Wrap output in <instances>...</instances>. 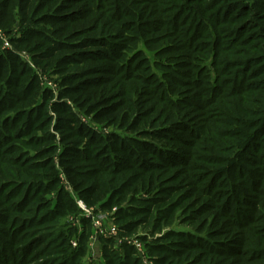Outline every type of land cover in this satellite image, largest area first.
<instances>
[{
	"label": "trees",
	"instance_id": "trees-1",
	"mask_svg": "<svg viewBox=\"0 0 264 264\" xmlns=\"http://www.w3.org/2000/svg\"><path fill=\"white\" fill-rule=\"evenodd\" d=\"M178 1L0 0V30L11 36L19 25V37L10 39L17 49L37 39L27 50L61 87L56 95L43 88L0 40V264H83L92 219L80 204L116 219L122 232L140 228L153 236L186 210L184 225L204 231L203 253L212 252L221 223L205 214L216 209L215 183L247 142L264 143V0L229 1L231 17L218 0ZM238 7L252 12L241 27L236 20L247 13ZM250 25L261 47L252 54L230 47V38L240 42ZM143 47L156 61L168 55L183 69L164 62L158 73ZM79 114L115 131L100 135ZM176 132L183 137L167 139ZM226 136L234 139L228 152L218 142ZM159 139L171 147H158ZM262 151L243 159L249 167H236L238 180L248 176L241 187L227 179L222 186L224 211L248 221L218 231L234 257L222 255L223 264H264ZM184 168L203 177L186 176ZM194 237L169 229L153 247L188 262L172 250H187L189 239L201 242ZM99 239L103 264H140L130 247L122 256L111 238Z\"/></svg>",
	"mask_w": 264,
	"mask_h": 264
},
{
	"label": "rangeland",
	"instance_id": "rangeland-1",
	"mask_svg": "<svg viewBox=\"0 0 264 264\" xmlns=\"http://www.w3.org/2000/svg\"><path fill=\"white\" fill-rule=\"evenodd\" d=\"M125 1H130V0H125ZM229 1H232V0H220V1L218 0V4L216 6V7H218V9H220L219 11H221L222 15L225 17H231L235 14V12H233V13L231 12V9H233V8L226 7L228 5ZM206 2H207V0H204L203 3H206ZM175 4L178 5L180 3L178 0H175ZM194 4H195V6L198 5V3L197 4L194 3ZM237 10H238V12L241 11L240 13L246 12V11H244V8H242V7H238ZM255 12L258 13V10H256ZM246 13L247 14L245 16L243 14H241V16L236 20V25L241 27L249 19L252 18V16L250 15L252 12L251 13L246 12ZM260 23L264 24V22H259V24ZM251 25L246 28V31L243 34L244 39H247V40L243 41L244 39L243 40L239 39L240 42H238L233 37H231L230 38L231 39L230 47H234L233 48L234 50L238 48V50H243V51H245V53H249V54H252L251 51H253L252 49L255 46L261 47L263 42L262 41L258 42V40H256V38L254 37L255 33L258 30H257V28H254ZM18 26H16L13 29V33L11 34V36H7L5 33H3L0 30V40L2 41V46L4 48H9V49L17 51L19 53L21 59L25 63H27L29 67L32 68L33 72H35L38 75V77L40 78L41 86L43 88H49L50 90H52L54 95L58 94L61 91V87L59 84V82H60L59 77L56 75L55 76L51 75L48 72H46V73L42 72L41 68L40 67L38 68L34 62V60H35L34 57H35L36 52H34L33 49H32V51L27 50V49H31L32 47H34V44L39 43V41L37 39H34L32 41V43L25 45L26 47H29L27 49H25V48L17 49L14 44H11L10 39H12V38L16 39L19 37L20 27H18ZM255 27H257V26H255ZM262 31H264V30H262ZM253 38H255V39H253ZM205 43H206V41H205ZM244 43H245V45H244ZM206 45H209V44H206ZM143 49H144V47H143ZM151 49H153V48H151ZM144 50L148 54V57L150 58V62L155 64V67H156V65H159L161 63L163 64L164 62H166L167 64L171 65L170 67H173L175 65L176 67H178L177 69H183V68H180L181 64H177L175 62H170V61L167 62V59H169L168 57H170L168 55L165 57H162V58L157 57V59H161V60L156 61L155 58L152 57L151 52L147 51L146 49H144ZM195 54H196V51H195ZM197 54L199 55L198 52H197ZM169 55H173V54H169ZM178 63H181V62H178ZM155 71H157V72L159 71L158 73H163V70L160 67H158ZM211 71L212 72L214 71L212 66L209 70L210 74H211ZM233 71H235V70H233ZM249 83L258 87V88L260 86L254 80H246L245 81V85H247ZM198 89H200V91H202V90H204V87L200 85V87ZM209 95L210 94H206V96H209ZM79 117L85 123H89L90 127L100 135H105V134L112 133L115 131V129L113 127L107 128V126L105 124L92 123L88 117L83 116L82 114H79ZM175 135L176 136H179V135L182 136V134L180 132H176V134L175 133H173V134L168 133L166 137H167V139L173 140ZM218 142L222 144L224 151L228 152L230 150L229 146H231L233 144L234 139H229L226 136V138H224V140L218 139ZM250 142H252V143L250 144L249 142H247L246 145H244L242 147V150L240 149L242 152L240 150H238L239 151L238 154L235 153V155L231 156V157H233L231 159V162H229L228 166H226V168H224L226 175L224 174V176L221 177L218 180V182L216 181V183H215L216 188H214L213 195H214V198L216 199V203H215L216 209L213 211L207 212V214H205V215H209L211 217L212 221H214L217 226L221 223V226H218L221 229L220 230L216 229V231H215L216 235L213 236V239H216V243H214V245L212 247L213 248L212 252H209V254H207L208 252L203 253L204 251H206L205 249H203L201 247V245L204 244L203 239H206L204 231L203 232L201 231L199 233V235H197V233H195L194 230H191L188 225H184L185 221L186 222L188 221V218L186 219V216L189 215V212L185 213L186 210H183V211L178 210L177 214L175 215V219L171 223L170 227H167L162 231V233H164V231H167L170 229V230L175 231V232H183V233L189 234L191 236V238H193V239H195L194 236L199 237V239L201 240V242H197L196 240H192V239L191 240L189 239V241L187 240L186 244H187V247H189L187 250L186 249L180 250L181 248H173L174 250H172V252L174 254L176 252H177L176 255L181 253L185 256L184 258H186L188 261V262H185V260L182 259L181 263H180V261H178L174 258L175 255H172L173 257H170V256H167V254H165L164 252H161L160 250H159L160 252H156L157 249L153 247L154 246L153 240H155L156 238L161 236L162 233L156 234L153 236V235L147 234L145 231L141 230L140 228H137L136 231L128 234V233L122 232L119 229V226H118L119 224L116 222V219L111 218V216H108L107 219H105L101 215H99V216L95 215L94 216L91 214V216H89V214H87L85 212L86 216L90 217L93 220H92V224H91L92 233H91V236L89 239V244H88V254H87V257L84 260L83 264H103L102 257L100 254L101 244L99 241L100 239H99L98 232L101 234V230H102V232L103 231L108 232V231H111L112 228L115 229V235L112 236L111 239H109V238H104V239H109L111 241V247L114 250L118 251L122 256L125 254L124 246L130 247L132 249L133 255L136 257V259H138L140 261V264H156L155 261L160 260L158 258H162V261L164 263H167L170 260H173L174 263L177 262L180 264H223L222 263V261H223L222 255L228 254L227 253L228 247L226 245L220 244L218 242L224 236L223 233L221 234L218 231H229V229H230L229 225H232V223H234V221H236V220H237V223L240 222L242 224H246V223H248V221L245 220L246 216H244V215H243V217L240 218L239 215H235V214L233 215L232 214L233 211H231L230 214H227L224 211L223 205L225 203V201H224V198H225L224 190L225 189L222 186L224 185V181L227 179L230 182V185L233 183H239V181H240L239 187H241V185H243L244 181H246V179H248V176H246L245 179L242 178L241 180H238V177H237L238 173L235 172L236 167H239L241 169H243L244 167H249L245 163L246 161L243 159L249 157V155L252 157L254 155L259 157L260 154H263L262 150L264 149V147H262L264 143H261L258 140H255V141L250 140ZM156 143H157L158 147H161L163 145H165L163 147L167 148V149H169L171 147V144H168L166 141H164L162 139L156 140ZM166 145H169V146H166ZM249 145H251L252 147ZM179 149L183 150V151H192L191 149H193V148H190L188 150L187 148L181 147ZM204 161H206V160H204ZM204 161L202 162V165H204V166L206 165V167L215 168V166L211 165L209 162L205 163ZM191 163H192L191 165H193V164L195 165L196 163H199V162H193L192 161ZM184 169L186 171V174H185L186 176L193 175V177L195 178V176L197 174L199 175V173H200L198 170H189V168H184ZM202 177H203V175L200 173V175H199L200 180ZM208 179H209V177H206L204 181H207ZM203 185H205V184L203 183ZM232 188H238V187L234 186ZM67 189L69 190L68 187H67ZM242 190L246 191V189L244 187H242ZM245 193L246 194H242V195L246 196L247 194H249V192H245ZM234 200L238 201L236 206L243 209V207L241 205V200L239 201L238 196L233 198V201ZM245 201H247V202L253 201L254 202V199L251 200L248 196L247 198H245ZM80 208H82V207L80 206ZM231 210H233V209H231ZM246 211H248V210H246ZM205 215L201 216L200 219H202ZM225 224L227 227H225ZM231 230L236 231V229L232 226H231ZM105 232H103V233L105 234ZM211 241H213V240H211ZM227 256H230V254H228ZM233 258H234L233 256L229 257L230 260Z\"/></svg>",
	"mask_w": 264,
	"mask_h": 264
},
{
	"label": "built area",
	"instance_id": "built-area-1",
	"mask_svg": "<svg viewBox=\"0 0 264 264\" xmlns=\"http://www.w3.org/2000/svg\"><path fill=\"white\" fill-rule=\"evenodd\" d=\"M80 206L83 208V206L80 204ZM83 210H84V212H86L87 214H89V216H91V213H90V211H88V210H86V209H84L83 208ZM99 215H101L103 218H105V219H107V217H108V214H106V213H99V214H96V216H99ZM95 216V215H94ZM93 220V219H92ZM103 232H105V231H103ZM102 232V230H101V234L98 232V235L99 236H102V237H104V238H111L112 236H114L115 235V229L114 228H112L111 229V231H108V232H105V234Z\"/></svg>",
	"mask_w": 264,
	"mask_h": 264
}]
</instances>
